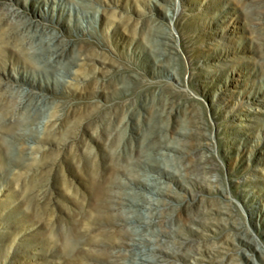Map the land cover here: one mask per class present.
I'll use <instances>...</instances> for the list:
<instances>
[{
    "label": "rangeland",
    "instance_id": "1",
    "mask_svg": "<svg viewBox=\"0 0 264 264\" xmlns=\"http://www.w3.org/2000/svg\"><path fill=\"white\" fill-rule=\"evenodd\" d=\"M256 19L248 0H0V264L128 261L113 258L119 234L136 233L127 217L144 214L172 231L143 247L168 256L134 264H264V44ZM31 29L64 44L70 58L34 54L20 43ZM159 33L170 37L163 51ZM24 76L42 98L32 112L49 119L42 137L16 136L20 128L10 124L31 117L22 112ZM165 99L174 108L157 126L179 148L152 173L167 192L141 187L151 175L121 169L118 188L139 186L149 207L115 208L118 223L89 232L87 152L106 163L113 147L131 158L140 148L147 159L138 136L156 123L147 107ZM76 222L105 245L92 240L74 255Z\"/></svg>",
    "mask_w": 264,
    "mask_h": 264
},
{
    "label": "bare ground",
    "instance_id": "2",
    "mask_svg": "<svg viewBox=\"0 0 264 264\" xmlns=\"http://www.w3.org/2000/svg\"><path fill=\"white\" fill-rule=\"evenodd\" d=\"M250 3L254 5V8L257 9V28L258 32L263 40L264 44V0H248ZM262 7V8H261ZM32 33L30 37L29 32L26 34L27 37L20 39V43L30 44V48L33 50V53L39 55L40 58H54L55 60L70 58L68 55L67 48L63 46L61 42H57V40L53 37H43L37 36L38 34L35 30H29ZM167 33H159L156 38V46L163 51L166 48V45L169 43V39ZM26 45H24L25 47ZM168 47V46H167ZM29 49L31 52L32 50ZM71 63H77L78 59L70 60ZM71 72V70H69ZM23 81L28 83L29 85L22 86L20 90L21 96V104H22V112L28 113L30 119L26 123H22L21 118H17L16 120L10 122V124L19 126L20 130L13 134L17 136L20 134L23 138L25 137H33L38 136L42 137L40 134L44 133L50 127L49 119H47V115H44L43 112L33 113V107L36 108L39 106L41 102V94L37 89V83L34 82L29 76L23 77ZM4 90H8L9 86L2 87ZM7 92V91H6ZM10 106L16 105L18 100H11ZM19 105V103H18ZM156 107V109L154 108ZM174 108L173 100H163L158 104L151 105L147 107V114L150 120L155 121V124H151L145 128L138 138L141 140H146L148 144V148L150 149L149 156L147 159L141 158L142 151L138 149L137 158H131L122 156V154L116 153L114 151V147L110 150L108 154V160L106 163L98 159V157L93 156L92 151L87 152V162L86 168L89 175L90 180V198L91 202L85 204V213L84 219H93L94 223L89 226V232L94 229H100L105 233L107 226L110 224L118 223L115 215H111L110 211H113L115 208L125 207L129 209L138 210L144 207H149L152 199L144 192L139 186L133 185L130 181L128 183V189L118 188L119 179L118 172L121 169H127L131 171L138 170L140 172H144L146 175H151L152 178H147L142 183V188L150 189L159 193H166L165 181L160 179L159 177L154 176L153 173L159 168L158 159L163 155L170 153L171 150H177L179 145L176 143H171L167 141V136H163L162 133L164 128L162 126H157V123H160L162 117L165 113ZM36 125V126H35ZM186 133L185 130L180 129L178 134L184 135ZM182 139V138H180ZM116 143H118L116 141ZM36 145L32 146L35 147ZM116 148V147H115ZM128 149V145L124 146L123 151ZM154 215V214H152ZM149 216L147 214L140 216H128L127 219L132 222L138 223L136 233L129 232L127 230H121L119 234V238L117 241V252L114 255L115 260H119L120 258H128V261H124L122 263L117 264H132L136 262L137 259H152L158 260L160 258H164L168 256L163 250L156 249V247L150 248V252H147L145 249L144 242L147 239L151 238V235H170V229H165L162 227L155 226L154 216ZM119 218V217H118ZM84 221V220H83ZM91 222V223H92ZM154 223V224H153ZM79 222L75 223V240L70 241V245L73 249L74 255H79L82 246L85 244H89L92 240L98 244L105 245V241L103 238L93 239L91 236H87L84 234L78 226ZM88 232V233H89ZM86 235V236H84ZM178 255V252H169ZM153 254V255H151ZM180 257H183L181 255ZM112 258V257H110ZM98 259L100 262L96 264H104V257H100ZM112 261L110 259H105ZM133 263V264H134ZM116 264V263H115Z\"/></svg>",
    "mask_w": 264,
    "mask_h": 264
}]
</instances>
